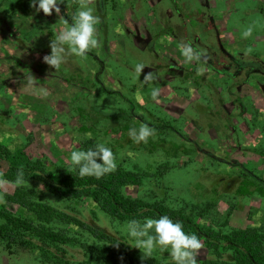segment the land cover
I'll list each match as a JSON object with an SVG mask.
<instances>
[{"label":"rangeland","instance_id":"obj_1","mask_svg":"<svg viewBox=\"0 0 264 264\" xmlns=\"http://www.w3.org/2000/svg\"><path fill=\"white\" fill-rule=\"evenodd\" d=\"M30 3L0 0V145L6 153L20 148L49 168L70 166L79 141L94 137L112 149L116 166L151 175L130 190L133 197L163 200L188 212L206 208L196 222L234 236L264 232V197L235 193L248 179L239 165L264 180V0H101V9L99 0H65V13L74 17L87 6L99 17L97 46L90 52L103 63L102 85L120 94L102 90L96 82L100 64L87 54L69 55L55 70L44 63L51 39L67 20L61 9L46 16ZM248 28L251 35L243 38ZM185 43L202 53L199 61L185 60ZM137 63L146 65L139 78ZM149 73L152 82L142 85ZM153 87L159 89L155 99ZM117 108L133 113L134 124L141 123L140 114L151 122L149 112L168 121L182 136L165 137L190 151L167 159L161 148L150 153L132 142L119 147L120 134L112 130L117 119L109 116ZM4 171L0 161V175ZM40 186L32 187L56 210L135 245L128 222L111 220L90 200H64ZM14 189L0 187L5 193ZM201 243L197 264L210 256ZM68 251L81 258L78 249ZM162 251L170 255L160 247L153 252ZM0 264L47 263L22 249L9 254L0 242Z\"/></svg>","mask_w":264,"mask_h":264},{"label":"trees","instance_id":"obj_2","mask_svg":"<svg viewBox=\"0 0 264 264\" xmlns=\"http://www.w3.org/2000/svg\"><path fill=\"white\" fill-rule=\"evenodd\" d=\"M64 2L65 0L60 4V9L63 17L71 24L74 17L63 11ZM87 55L100 64L96 82L102 90L106 94H120L102 85L99 76L103 63L96 54L89 51ZM133 106H130L131 110ZM93 110L100 111L99 108ZM149 115L152 116L151 122L142 114L138 115L140 124L132 123L131 118L135 115L121 108L109 115L113 116L112 119H117L112 129L120 134V141L116 140V144L122 147L126 143H136L128 137L129 128L147 124L155 129V134H162L161 138L150 137L147 143H136L148 152L161 148L168 159L190 151L182 144L165 137L170 132L182 136L174 126L150 112ZM80 128L88 130L85 125ZM79 142V150H87L100 144L94 137L81 139ZM0 161L6 163V171L2 173L6 179L14 180L17 170L22 169L25 181L28 182L15 187L12 193H6V203L0 205V242L9 254L22 249L35 253L41 262L47 264H174L167 251L152 252L149 255L143 248L137 249L136 245H131L123 237L108 233L100 226L85 222L73 214L56 210L42 201L32 187L43 185L46 191L64 200L92 201L111 220L128 222L135 219L143 222L148 218L158 219L167 215L173 221H180L185 233L196 234L209 251L210 256L204 258L201 264H264V232L234 236L197 223L196 218L203 216L206 208L194 207L188 212L183 208L172 207L163 200L145 201L133 197L130 190L140 187L143 180L151 176L147 172L130 170L119 164L114 172L100 178L81 176L72 165L49 168L41 158L29 157L20 148L13 153H6L1 145ZM166 164L164 162L160 168H167ZM162 175L163 171L154 173L153 177L157 180ZM246 176L248 179L236 186L235 193L239 196L256 193L264 197V181L251 174ZM6 204L17 205L26 214H21ZM194 209H198L197 214L192 213ZM60 225L75 232L71 233ZM68 248L78 249L81 258L74 259Z\"/></svg>","mask_w":264,"mask_h":264},{"label":"clouds","instance_id":"obj_3","mask_svg":"<svg viewBox=\"0 0 264 264\" xmlns=\"http://www.w3.org/2000/svg\"><path fill=\"white\" fill-rule=\"evenodd\" d=\"M63 0H31L30 7L36 11L50 15L52 12L59 13V5ZM99 24V17L94 14L92 8L81 6L75 13L73 23L65 21V28L59 32L49 44L50 54L43 57L44 63L51 68L59 69L69 55L84 57L89 51L97 46L96 26ZM252 29L248 28L241 33L243 38L251 35ZM182 55L188 62L199 61L202 53L191 44L181 45ZM146 67L144 63L135 65V73L139 78L142 70ZM151 73L144 76L142 85L152 82ZM46 95V93H45ZM152 97L158 98L159 89L153 87ZM128 137L136 143H147L148 139L155 135V129L147 124L137 127H130ZM70 163L73 169L81 176H94L100 178L116 169L115 157L112 149L105 144H97L87 150H73L70 154ZM28 183L25 181L24 172L18 169L14 180L9 181L0 175V187L12 184L20 187ZM43 185L40 186L42 188ZM5 192L0 191V204H5ZM127 234L135 242L136 248H143L145 253L151 254L154 249H169L174 264H197L195 257L202 243L196 234H186L180 221H173L169 216L163 215L158 219L148 218L141 222L130 220L127 223Z\"/></svg>","mask_w":264,"mask_h":264},{"label":"flooded vegetation","instance_id":"obj_4","mask_svg":"<svg viewBox=\"0 0 264 264\" xmlns=\"http://www.w3.org/2000/svg\"><path fill=\"white\" fill-rule=\"evenodd\" d=\"M64 7V6H63ZM102 8V3H101V0H99V9H101ZM63 9V8H62ZM69 24V23H68ZM233 164L234 165H239V163L238 162H233ZM239 167L243 170V172H244V174L246 175V174H251L252 176H254V177H257L256 175H254L252 172H250V171H248L247 169H245L244 167H243V165H239ZM261 179V178H260ZM262 180V179H261ZM262 181H264V180H262Z\"/></svg>","mask_w":264,"mask_h":264}]
</instances>
